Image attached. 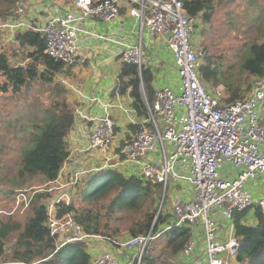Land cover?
Returning a JSON list of instances; mask_svg holds the SVG:
<instances>
[{"label":"built area","instance_id":"obj_1","mask_svg":"<svg viewBox=\"0 0 264 264\" xmlns=\"http://www.w3.org/2000/svg\"><path fill=\"white\" fill-rule=\"evenodd\" d=\"M122 1L136 7L140 31L166 37L178 90L164 87L154 91L151 102L143 99L148 115L139 123L130 122L135 128L122 139H118L111 112L117 109L127 115L130 110L119 99L128 95H116L114 104L100 103L101 115L74 109L75 120L82 122L87 132L85 152L100 153L102 163L95 169L75 172L65 184L58 179L51 184L48 191L55 193L45 203V227L57 239L56 251L85 244L89 264H140L150 244L172 227H187L192 235L202 234L199 264H235L239 242L232 214L252 212L242 220L248 226L256 224L250 209L257 207L264 215V199L255 202L246 186L249 181H264V126L260 122L264 75L256 79L244 98L231 103L222 100L223 85L206 90L199 74L205 51L195 41L197 19L188 16L185 0H68L62 6L49 5L43 19L37 17L29 0H15L13 8L0 15V41L14 44L17 34L39 33L45 40L44 54L62 63L63 70L83 66L85 58L76 46L79 26L89 20L117 19ZM117 56L121 65H135L139 70L147 62L141 38L122 45ZM26 66L19 65L23 69ZM63 85L67 87V82ZM103 170L161 184L162 202L165 196L170 198L171 207L166 210L169 219L157 229L153 224L147 234L119 239L87 233L72 213L59 216L58 206L71 201L68 189L89 178L83 174ZM36 192L16 190L8 208L0 209V218L26 213ZM218 220L228 223L224 238H220L222 225ZM100 243L107 244L109 250L95 252ZM194 245L190 241L181 255H191Z\"/></svg>","mask_w":264,"mask_h":264},{"label":"trees","instance_id":"obj_2","mask_svg":"<svg viewBox=\"0 0 264 264\" xmlns=\"http://www.w3.org/2000/svg\"><path fill=\"white\" fill-rule=\"evenodd\" d=\"M211 1L185 0L184 9L191 18H197L203 13V20L208 22L210 15H205L204 12L211 10ZM14 4L15 0H0V12L2 9L9 11ZM259 26L260 24L255 29L258 36L244 42V50L236 70H234L235 63L225 62L223 55L215 57L208 55L205 51L203 65L199 69L200 78L205 84L224 85L225 91L222 97L224 103L244 98L245 93L250 90V80L264 75V34H260ZM16 43L19 49L25 51V56L30 63L24 69L12 67L8 56L0 52V77L3 78V82L0 83V93L10 92L16 95L21 93L23 88L40 83L47 87L53 97L52 104L41 111V117L37 119L39 123H32L29 127L30 133L28 141L21 149L17 175L22 181L41 176L47 186L57 180L68 157L66 137L75 123L74 110L66 101V90L63 85L55 79L57 74L63 72V64L44 54V38L39 33H21L16 35ZM152 79L150 71L143 68L139 70L135 65L124 64L118 74L116 90H113L112 94H128L136 114L139 117H146L148 112L142 98V89L146 93L148 102H151ZM260 122L264 124V105ZM97 176L103 177V181L90 194L85 195V198L90 200L108 192H115V197L106 210V224L103 227L101 217L92 210L73 215L76 222L82 225L87 233L112 237L109 234L105 235L104 231L109 230L107 222L114 216L115 210L137 208L148 200L149 207L140 218L131 223L128 229L130 237L147 234L153 224L154 229H157L169 219L168 213L156 214L155 202L163 192L161 184L145 182L134 176L125 177L116 171H107ZM46 186L42 192L34 194L31 207L36 197L48 201L54 196L55 192L48 191L51 187ZM33 190L31 189V192ZM74 210L72 203L58 206L59 216L76 213ZM32 213L10 246L6 245V239L10 233L17 230L18 225L0 218V262L5 264H89L90 255L83 243L67 245L56 251L57 239L51 236L45 227L47 218L45 204H36ZM246 213V211L234 212L231 217L234 234L239 242L235 264H264V215L259 208L253 207L256 224L248 226L242 223ZM191 239L190 228L172 227L152 242L155 244L157 241H162L159 252L152 253V249L146 250L140 264H156V259L164 252L167 253L171 264V261L182 253Z\"/></svg>","mask_w":264,"mask_h":264},{"label":"crops","instance_id":"obj_3","mask_svg":"<svg viewBox=\"0 0 264 264\" xmlns=\"http://www.w3.org/2000/svg\"><path fill=\"white\" fill-rule=\"evenodd\" d=\"M67 1L29 0V5L37 10V17L43 19L50 11L49 5L62 6ZM211 5V10L204 12L205 15H210L209 21L205 22L202 18L203 13H201L196 18L198 22L207 24L214 15L223 18L233 15L244 17L249 12L256 15V18L253 19V23H256L255 26L264 20V0H212ZM243 5H246L245 12L242 10ZM241 20L250 21L247 18ZM138 38H141L147 56V62L143 69L150 71L153 77L151 82L153 93L164 87H169L177 92L179 81L172 57L166 46V37L148 34L146 30L140 31L136 7L122 1L119 5V16L117 19L109 22L89 20L79 26L76 46L78 53L85 58V63L83 66L63 70L62 73L57 74L55 77L56 82L61 85L67 82V87L63 85L66 90V101L73 110L83 109L84 113L89 115H101L100 103L109 101L114 104L116 102V95H113L112 91L117 87V78L122 66L118 61L117 55L122 45ZM92 99L96 101L92 102ZM119 100H124L122 104L126 105V108L130 110L127 115H122L117 109L111 112L112 119L116 124L118 139H122L124 136L127 137L135 128V125L130 122L139 123L144 117H139L136 114L132 108L130 97H121ZM66 145L68 157L57 178L60 183L65 184L70 181L75 172L95 169L102 163L100 153L85 152L87 132L83 128L82 122L75 120L72 130L66 137ZM262 148L264 150V143ZM225 169L227 170L228 167L225 166ZM129 171L134 172L132 170ZM105 172L107 171L103 170L97 174H83V177L93 178ZM246 186L255 202L264 199V181H249ZM251 210L253 211V208ZM251 213H246V215ZM218 223L219 226L222 225V227H219L220 238H224L228 231V223L221 220H218ZM202 239L201 233L192 235L191 242L195 244L194 251L188 257H184L181 254L178 255L177 258L181 264H199L201 262ZM107 250H109V246L100 243L94 251L99 253Z\"/></svg>","mask_w":264,"mask_h":264},{"label":"rangeland","instance_id":"obj_4","mask_svg":"<svg viewBox=\"0 0 264 264\" xmlns=\"http://www.w3.org/2000/svg\"><path fill=\"white\" fill-rule=\"evenodd\" d=\"M247 9L249 8L247 7ZM242 10L245 12L246 5H243ZM6 12V10L2 9L0 13L4 15ZM222 18L223 17L214 15L207 24L204 22H195V41L208 55L215 57L223 55L225 62L231 64L235 63L234 70H236L244 50V42L249 38L258 36V32H255L256 23H253V19L256 18V15L249 12L248 15L244 17L233 15L224 17L225 20ZM244 18L250 21H242L241 19ZM258 24H260L258 30H260V34L263 35L264 20ZM18 47L17 43L10 44L0 41V52L8 56L9 63L12 67H19L20 64L25 63V65H27L30 63L28 57L25 56V51ZM28 51L30 52L31 50ZM256 79L257 78H252L250 80V90ZM1 82H3V78L0 77V83ZM203 85L209 92L216 88V86L205 83H203ZM249 91L245 93V96ZM142 98L148 99L143 89ZM52 102L53 97L47 87L40 83L32 84L29 88H23L21 93L16 95L10 92L7 94L0 93V209L8 208L7 203L16 190L35 189L37 193H40L44 190V186H46L41 176L22 181L18 178L17 173L20 162V150L27 142L29 127L32 123H39L37 119L41 117V111L50 106ZM102 181L103 177L101 176L89 177L88 180L84 178L81 184L72 189H68V192L72 195L70 203H72L75 209L74 211L76 212H73V215L92 210L93 213L101 217L103 227L106 224V210L115 197V192H108L104 195L91 198L90 200L85 198V195L90 194ZM51 186L52 185H47L46 187L48 188ZM160 196L161 197L157 198L155 202L157 215L160 213L165 214L166 210L171 207L170 198L165 196L162 202V192ZM34 201L35 203L32 204L31 209L23 215L1 218L3 221L18 225L17 230L10 233L9 237L6 239L7 246H10L18 233L22 231L24 225L32 216L36 204H45L49 200L43 201L42 198L36 197ZM139 204L141 203L139 202ZM148 207L149 200L137 208L115 210L114 216L107 222L109 230L104 231L105 235L109 234L119 239L129 238L130 234L128 233V229L131 223L140 218ZM161 248L162 241H157L155 244L151 243L149 247V249L153 250L152 253L159 252ZM156 260V264H170L166 252L159 255ZM0 264L5 263L0 262ZM171 264L181 263L178 258L175 257L174 261H171Z\"/></svg>","mask_w":264,"mask_h":264}]
</instances>
